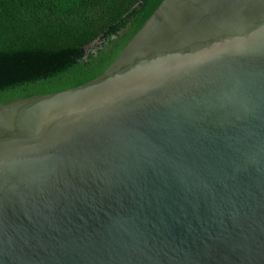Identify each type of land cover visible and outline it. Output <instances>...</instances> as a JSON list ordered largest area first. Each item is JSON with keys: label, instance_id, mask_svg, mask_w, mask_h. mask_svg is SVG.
Here are the masks:
<instances>
[{"label": "water", "instance_id": "1", "mask_svg": "<svg viewBox=\"0 0 264 264\" xmlns=\"http://www.w3.org/2000/svg\"><path fill=\"white\" fill-rule=\"evenodd\" d=\"M0 264H264V0H154L0 104Z\"/></svg>", "mask_w": 264, "mask_h": 264}, {"label": "trees", "instance_id": "2", "mask_svg": "<svg viewBox=\"0 0 264 264\" xmlns=\"http://www.w3.org/2000/svg\"><path fill=\"white\" fill-rule=\"evenodd\" d=\"M154 0H0V104L103 72Z\"/></svg>", "mask_w": 264, "mask_h": 264}]
</instances>
